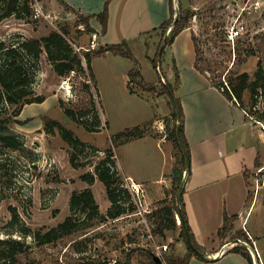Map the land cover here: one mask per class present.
Returning a JSON list of instances; mask_svg holds the SVG:
<instances>
[{
	"label": "rangeland",
	"instance_id": "374dc122",
	"mask_svg": "<svg viewBox=\"0 0 264 264\" xmlns=\"http://www.w3.org/2000/svg\"><path fill=\"white\" fill-rule=\"evenodd\" d=\"M37 1L51 16L35 18V3L31 2V15L21 18L12 14L1 21L0 40L17 44L19 40L40 38L51 30L61 31L65 26H69L71 30L67 37L74 48L88 44L90 33L85 31L84 23L76 24L78 14H70L68 8L57 0ZM247 2L249 7L252 0H173L174 17L177 14L179 17L188 16V26L193 30L197 45L198 64L214 81L227 79L229 70L245 71L252 76L259 61L264 68V0L259 10L250 13L242 11ZM238 21L245 23L244 32L234 39L228 38V29ZM170 31L168 28L166 35H169ZM165 36L162 37L155 30L149 33L147 45H153L150 50H146L140 42L133 45L146 82L156 85L154 91L143 90L137 84L132 85L134 91H131L126 75L134 65V60L129 57L114 53L97 56L91 62L94 73L92 80L87 65L85 73L80 75L75 72L65 76L57 74L47 53H42L34 88L37 93L46 95V99L25 106L20 115L24 119L23 123H11V129L23 137L24 148H6L0 153V237L12 236L25 242L26 252L17 254L19 264H127L128 252H134L133 261L128 264H142L140 260H143V257L137 255L138 251L147 254L150 251L162 259L166 254L181 251L182 244H176L180 239H184L181 235L176 199L172 196L167 198L174 208L177 228L165 230L163 236L159 232V224L163 221L161 209L164 203L159 200L147 204L146 186L132 178L122 177L124 188L129 190L131 198L125 199L128 209L119 217H110L104 221L95 220L92 225L91 221L85 220L81 229L50 242H40L33 234L57 226L71 213L70 198L76 189L90 187L100 210L110 202L106 186L97 176L93 187L81 176L88 171L94 172L95 165L107 155V149L110 147L113 148V158L117 164V146L111 144L113 134L128 127L142 125L148 118H154L150 121L145 136L158 137L167 134L166 123L171 126L174 124L172 98L164 91L162 84L167 80L164 75L167 74L169 66L173 65L174 59L166 49L156 68L149 57L156 56ZM150 38L154 41H150ZM179 74L181 75L180 69ZM82 81H88L94 93L95 108L102 125L100 131L87 130L72 120L59 103V99L71 102L78 97L88 101L87 93L81 89ZM174 94H177V89ZM249 95L246 92V105L249 104ZM259 106L264 109V101H261ZM15 107L16 105H12L10 108L12 110ZM44 115L60 121L82 140L97 146L101 151L87 148L83 152H77V162L83 165L74 167L70 161L71 146L62 138L59 130L55 133L44 130ZM89 118L92 120V117ZM39 124L42 127L37 128ZM260 128L262 141L258 137L259 133L256 141L264 160V130L261 125ZM137 139L121 147L118 152L122 163L133 170L137 177L144 178L147 175V163L150 166L162 163L163 158L159 155L164 152V144H158L156 139L151 138ZM171 143L176 161L177 150L172 140ZM259 164L264 165V162ZM254 170L248 175L251 192H254ZM153 171L156 173L155 168ZM132 181L140 183L143 195L137 196L131 191ZM257 195L264 196V188ZM13 207L17 209L21 222L29 226L33 233L24 234L19 230L21 225L12 223ZM107 210L101 212L105 214ZM261 213L264 214V207L261 209L257 206L251 221ZM86 222L89 224L85 225ZM237 236L241 235L236 233L231 237ZM164 243L169 244V248L160 254L157 246ZM183 243L186 244V241ZM160 264L166 262L163 260Z\"/></svg>",
	"mask_w": 264,
	"mask_h": 264
},
{
	"label": "trees",
	"instance_id": "16d2710c",
	"mask_svg": "<svg viewBox=\"0 0 264 264\" xmlns=\"http://www.w3.org/2000/svg\"><path fill=\"white\" fill-rule=\"evenodd\" d=\"M35 0H0V23L1 21L9 16L16 15L17 17L25 18L32 14L31 2ZM70 12L78 14L76 24L80 22L85 24V31L92 33L95 31L91 25V19L96 17L103 26V32H106L109 18V5L111 0H106L104 8L101 12L85 15L81 12L71 8L63 0ZM175 20L173 0H170V16L167 18L159 27L154 28L158 34L162 37L166 35V31L172 25L170 34L167 35L164 43V47L161 49L159 45L156 56L151 57L153 65L158 68V61L161 55L165 52L167 46L171 45L176 36L188 26V16H180L179 19L173 24ZM70 27L65 26L62 30H51L47 35L40 38H26L19 40L17 44H8L5 40H0V153L8 149L19 150L24 148V140L20 134L14 132L11 129V123H23V120L19 119L23 108L27 104L40 103L45 101L46 95L39 94L34 88V84L37 79V71L39 69L40 58L43 52L47 53L48 59L50 60L53 69L57 74L65 76L71 72L76 74L85 73L86 67L90 71L91 79L94 80V73L92 71V60L100 55H104L107 51L123 55L131 58L135 61L129 72V87L133 92L132 85L137 84L143 90L154 91L156 85L154 83L146 82L138 60L133 53L129 42L123 40L119 43H108L100 45L94 50H84L85 52H78L75 50L73 44L69 41L67 34L70 32ZM196 44V43H195ZM197 59L195 66L199 71L207 76L213 85L223 91V93L231 100L239 103L245 108L247 116L253 120L264 121V109L259 104L264 101V68L262 62H258V67L254 74L251 76L248 72H231L228 71L227 79L222 81H214L209 77L205 70L201 69L198 64V50ZM253 53V52H251ZM86 63V64H85ZM85 65H87L85 67ZM176 79L175 83L165 80L162 82L163 89L168 92L172 98L173 106V118L174 124L171 126L166 123L167 138L172 140L176 148V164L173 168V186L169 192L172 194L174 199L177 198L178 189L182 183L184 172L186 170V158L184 150L187 151L191 160V150L188 139L185 134V123H184V110L180 97L174 94L181 82L179 69L176 63L173 64ZM227 83V84H226ZM81 89L87 93V100L83 101L80 97L71 102H66L63 99H59L61 107L64 109L66 114L75 122L84 126L90 131H100L102 129L101 119L95 108L94 93L91 90L88 81L81 82ZM248 92L249 104L244 103V95ZM173 93V94H172ZM16 105L11 110V106ZM255 114V115H254ZM92 115V116H90ZM89 117H92L90 120ZM44 130L48 133H55L59 130L62 138L71 146L70 150V161L74 167H80L83 164L77 162V152H83L87 148L101 151L97 146L90 144L87 141L82 140L77 136L72 129L64 126L60 121L53 119L49 116L44 115ZM151 122H146L142 125L128 127L120 132H117L111 136L113 146L132 141L134 139L144 137L147 134L148 126ZM179 136L183 143V147L180 144ZM113 148L107 149V155L102 158L96 165L94 172L88 171L82 174L81 178L88 184H93L96 180V176L105 184L108 198L111 202L107 212L103 214L100 210V206L96 200V196L90 187H86L81 190H74L70 198V209L71 213L57 226L50 228L49 230L42 232L37 231L33 233L32 229L29 228L17 212L15 207L12 209V223L21 225L19 230L24 233H33L40 242H50L58 237L70 234L76 230L81 229L83 221H91L92 225L95 221H104L107 218H116L127 212L125 206V199L131 198L129 190L124 188V179L120 175L116 161L113 158ZM258 164V160H257ZM191 170V166L188 170V174ZM251 195V194H250ZM249 195V197H250ZM168 197L162 199L164 203L162 210L163 221L159 224V232L165 236V230H174L177 228V221L173 206L168 202ZM182 212L185 218V222L190 230L192 240L195 246L200 249V246L195 241L191 228L186 218V212L183 206V198L181 202ZM236 215H224V223L219 229V235H226L233 227V221ZM22 223V224H21ZM89 223H85L87 225ZM18 230V229H17ZM238 237L243 238L242 231L238 232ZM181 235L186 241L188 251L185 255H177L175 253L166 254L163 258L166 264H185L191 260L193 254H196L192 247L187 243L183 225H181ZM236 252L243 253L249 260L250 264H254L252 255L247 251L244 246L237 245L231 248ZM26 252L25 242L22 239L14 238L12 236L0 237V264H19L17 254ZM134 252H128L126 255L127 264L133 261ZM137 255L143 257L140 260L142 264H158L155 260L152 252L143 253L138 251ZM197 255V254H196ZM203 258L202 256L198 255Z\"/></svg>",
	"mask_w": 264,
	"mask_h": 264
},
{
	"label": "crops",
	"instance_id": "0c3cea01",
	"mask_svg": "<svg viewBox=\"0 0 264 264\" xmlns=\"http://www.w3.org/2000/svg\"><path fill=\"white\" fill-rule=\"evenodd\" d=\"M63 1L78 12L92 15L103 10L106 0ZM57 2L66 6L60 0ZM169 16L170 0H111L106 32H103V26L96 17L90 22L100 34V45L127 40L138 60L133 45L140 42L146 50H150L153 45L150 42L151 47H148L147 35L153 33L154 28L159 27ZM150 41L154 39L150 38ZM166 49L174 59L173 64L176 63L181 70V82L176 95L180 97L183 105L185 134L191 150V170L186 176L182 197L186 218L202 252L214 257L225 245V251L216 259L201 258L198 254H193L191 260L185 264H250L243 253L232 250L229 244L238 238L231 236L239 231H242L245 239H248L246 232L253 236L259 254L256 262L264 264V214H259L251 221L254 209L257 206L263 209L264 196L251 192L248 177L253 169L263 166L260 162H264L256 141L258 133L262 141L260 124L248 117L245 108L229 99L197 69L196 44L190 26L183 29ZM109 54L111 52L107 51L104 55ZM135 64L134 61L133 66ZM140 70L147 81L141 68ZM164 76L170 82L175 81L173 65L169 66ZM126 77L129 81L128 73ZM243 100L245 103V98ZM20 115L19 119L24 120ZM153 119L148 118L147 122ZM36 127L42 126L39 124ZM166 135H147L137 139L151 138L156 139L158 144H164V152L159 155L163 158L162 163L157 166L147 163V175L144 178L137 177L121 161L118 151L130 141L115 148L119 173L124 179L132 178L146 186L147 204L172 196L169 190L173 186V168L176 161L171 140ZM152 154L154 155L153 151ZM154 168L156 173L152 172ZM93 185L94 183L91 187ZM109 205L110 202L104 209L101 207V211H106ZM225 213L236 215V218L232 229L226 235L220 236L219 229L224 223ZM183 240L177 241L176 244L182 245L181 251L175 254L187 253L188 247ZM253 262L255 264L254 259Z\"/></svg>",
	"mask_w": 264,
	"mask_h": 264
},
{
	"label": "built area",
	"instance_id": "2783aa9c",
	"mask_svg": "<svg viewBox=\"0 0 264 264\" xmlns=\"http://www.w3.org/2000/svg\"><path fill=\"white\" fill-rule=\"evenodd\" d=\"M34 16L35 18H38L40 16H44V17H50L51 13H47L44 11L43 7L41 4H39V1H35L34 2ZM262 6V0H252V2L250 3V6L248 7V2L245 4V6L242 8V11H247V12H253V11H257L261 8ZM73 12H70V14H72ZM245 23L242 21H238V23L234 26H232L231 28L228 29V38L234 39L235 37H238L240 34H242L245 30ZM172 25L169 27V31L171 30ZM99 38H100V34L98 31H94L92 33L89 34V41L88 44L86 46L84 45H78L76 46L75 50L78 52H82L83 49L85 50H94L97 49L100 46L99 43ZM74 73V72H73ZM227 84V83H226ZM257 123H259L262 127V129L264 130V121L262 120H256ZM253 190L254 193L257 195L260 190L262 188H264V165L258 167L253 175ZM131 191L136 193L137 196H141L143 195V189H141L140 183H134L132 181V188ZM180 221V220H179ZM248 239L242 238V237H238L235 240L229 242V244L231 245V247L237 246V245H241L244 246L247 251L250 252V254L252 255V258L255 261V264H257L256 260L259 257L258 254V249H257V245H256V241L253 238V236L249 233L246 232ZM169 248V244L164 243L161 245L157 246L158 252L161 254L162 252H166ZM225 251V245L223 246V248L218 251L216 254L214 255H219L221 253H223Z\"/></svg>",
	"mask_w": 264,
	"mask_h": 264
},
{
	"label": "water",
	"instance_id": "95a60500",
	"mask_svg": "<svg viewBox=\"0 0 264 264\" xmlns=\"http://www.w3.org/2000/svg\"><path fill=\"white\" fill-rule=\"evenodd\" d=\"M179 19V16L178 14L175 16V20L173 22V24ZM167 35L165 36V39H166ZM164 39V41H165ZM165 43L162 44L161 46V49L164 47ZM173 94V93H172ZM179 141H180V144L181 146L183 147V143L181 141V138L179 136ZM184 155H185V158H186V170L184 172V177H183V180H182V183L178 189V192H177V198H176V204H177V211H178V217H179V220H180V223L181 225H183V228H184V232H185V236H186V240H187V243L190 247H192V249L194 250V252L200 256H202L203 258H211V259H216L219 255L217 256H214L212 257L210 254H207L205 252H202L200 249H198L193 240H192V236H191V233H190V230L188 228V225L187 223L185 222V218H184V215H183V212H182V207H181V202H182V197H183V192H184V188H185V182H186V175L188 174V170L191 166V161H190V157H189V154L187 153L186 150H184ZM154 258L155 260L158 262V264L160 263H163V259L158 256V255H154Z\"/></svg>",
	"mask_w": 264,
	"mask_h": 264
}]
</instances>
